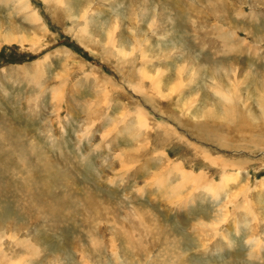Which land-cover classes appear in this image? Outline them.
<instances>
[{"label": "rangeland", "instance_id": "374dc122", "mask_svg": "<svg viewBox=\"0 0 264 264\" xmlns=\"http://www.w3.org/2000/svg\"><path fill=\"white\" fill-rule=\"evenodd\" d=\"M0 264H264V0H0Z\"/></svg>", "mask_w": 264, "mask_h": 264}, {"label": "bare ground", "instance_id": "6f19581e", "mask_svg": "<svg viewBox=\"0 0 264 264\" xmlns=\"http://www.w3.org/2000/svg\"><path fill=\"white\" fill-rule=\"evenodd\" d=\"M23 5H24V8L23 9H29L30 7H28V4H27V2H24L23 1ZM22 6V5H21ZM27 11V15H28V17L29 18H35L36 19V14L34 13V10H32L31 9V11L30 12H28V10H26ZM82 31V30H81ZM83 32H87L86 30H83ZM217 88H219V87H217ZM223 97V96H222ZM238 98V97H237ZM240 99V98H239ZM225 100H227V99H225ZM170 168H171V171H170V173H173V174H176L178 177H180V176H182V175H184V176H186V178H184L183 180H182V182H183V185H185L184 183H196V179H195V177H191V176H189V175H185V174H182L176 167H175V165L174 166H170ZM223 178V180H225L226 179V176H223L222 177ZM200 182V181H199ZM195 185H197V184H195ZM176 187H177V185H175ZM205 190H207L210 194H212V195H215V196H217V193H215V190H216V188H214L213 186H212V184H206L205 185ZM207 194V193H206ZM209 194V195H210ZM243 226H245V225H243ZM263 233V232H262ZM253 240H255V238L254 237H251L250 239H248V241H253ZM258 242V241H257Z\"/></svg>", "mask_w": 264, "mask_h": 264}]
</instances>
